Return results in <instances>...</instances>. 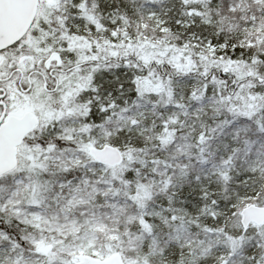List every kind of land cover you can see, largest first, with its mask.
Segmentation results:
<instances>
[{
    "label": "snow or ice",
    "instance_id": "1",
    "mask_svg": "<svg viewBox=\"0 0 264 264\" xmlns=\"http://www.w3.org/2000/svg\"><path fill=\"white\" fill-rule=\"evenodd\" d=\"M0 264H264V0H0Z\"/></svg>",
    "mask_w": 264,
    "mask_h": 264
}]
</instances>
